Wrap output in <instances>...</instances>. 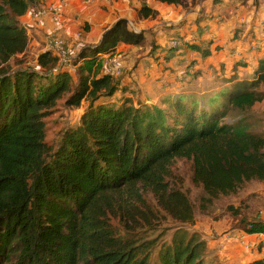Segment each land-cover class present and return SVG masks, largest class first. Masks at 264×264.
<instances>
[{
	"label": "trees",
	"instance_id": "16d2710c",
	"mask_svg": "<svg viewBox=\"0 0 264 264\" xmlns=\"http://www.w3.org/2000/svg\"><path fill=\"white\" fill-rule=\"evenodd\" d=\"M156 1L182 9L187 2ZM29 3L0 0V264H151L157 248L154 264H217L184 228L194 224V207L169 182L170 168L176 159L191 162L200 213L248 183L264 184V128L243 117L264 101V60L249 79L232 78L216 94L196 99L170 98L166 110L135 107L130 99L117 108L95 107L118 87L99 56L120 43L137 46L143 35L129 31L123 19L107 28L97 45L80 50L72 90L51 50L36 58L40 73L13 72L9 65L28 48L20 19ZM138 16L157 12L142 4ZM186 48L210 55L196 42ZM70 93L67 104L86 100L89 108L53 149L43 120ZM161 220L178 226L169 243L157 246L158 238L144 235ZM242 229L264 233V223L247 221Z\"/></svg>",
	"mask_w": 264,
	"mask_h": 264
},
{
	"label": "rangeland",
	"instance_id": "374dc122",
	"mask_svg": "<svg viewBox=\"0 0 264 264\" xmlns=\"http://www.w3.org/2000/svg\"><path fill=\"white\" fill-rule=\"evenodd\" d=\"M210 2V0L207 2L205 0H187L186 4H183L182 11L190 16L192 24L186 22L184 27L179 31L173 29L182 24L184 15L182 16L179 12L170 14V10L166 7L163 8L164 10H161L163 15L159 19L155 17L153 19L142 20L139 16L137 19V15H133L127 20L123 19L127 22V29L129 31L143 35V42L137 46L120 43L117 44L113 52L99 56L103 63V72L115 75L118 87L111 96L100 97L96 101L95 107L107 104L117 108L124 100L132 99L131 101L135 107L157 106L166 110L163 102L169 99V96L175 95L176 97L185 91L196 99L203 96L211 88L215 87V90H217L221 85L222 79V76H217L216 74L220 67H215L214 69L209 64L211 68L205 70V59L198 52L189 51L186 48V44L200 41L199 45L201 49L204 50V47L209 46L210 51H213V49H217V46H214L215 42L218 43V40H221L223 44L220 48L225 51V49L237 41H243L248 37L247 35H249L252 29V26L246 24V21L252 16V12L248 14L249 16H246L248 7L253 3L258 4L262 0H233L235 5L238 3L237 9L233 7V10L229 13L230 8L228 10L222 8L221 14H219L221 18H219L217 25L211 24L212 26H210V22L206 20V26H198L201 32H197L194 28L197 25L195 22L206 19L207 12L210 11ZM39 8L40 4L37 0H30L28 7L30 19H32L31 14ZM255 14L256 12L253 11L254 16ZM231 15L237 16V26L232 25L231 21L233 20L232 18L230 20ZM47 19L52 22L56 20L51 17H47ZM32 20L34 21L32 27L20 21L28 34V48L24 55L10 60L9 65L12 71H26L32 74L40 73L42 69L38 67L36 58L41 51L51 50L62 61L60 71L70 75L72 80L71 87L74 90L78 84L76 67L81 63L78 60V54L81 49L94 45H85L82 40L77 42L78 45L71 44L70 40L61 33L62 28L61 30H57L54 25L51 30H47L42 23V18ZM239 20L242 22H239ZM202 25H204V21ZM88 30V24L80 23L71 35L75 38L80 37L79 39H83ZM169 30L173 32L168 34L166 31ZM182 32L184 33L183 35ZM210 40L212 42L207 45V41ZM54 41L55 43H59V45H51ZM176 42H179V46L175 45ZM157 48H163L165 51L162 55L160 54L161 57L156 56L157 58H155L157 54L155 49ZM174 54L175 56L172 57ZM164 55L172 57V66L162 60V58L164 59ZM208 61L210 60H206V65H208ZM193 63L197 65L198 74L191 68ZM200 66L202 69H200ZM236 71V77L243 76L242 70L237 68ZM70 96L71 93L66 94L59 100L43 120L45 124V143L53 149L57 147L66 133L75 130L79 126L81 116L89 108V103L86 100L82 101L79 107L67 104V99ZM243 117L251 122L252 125H258L259 128L257 130L264 128V101L256 104ZM227 122L229 121L227 120ZM170 171L169 182L185 192L194 207V224L192 226L184 225V228L189 233H195L203 242L207 238L208 232L212 231L215 227V224L223 222L219 220L229 219L231 216L238 219L237 225L243 228L247 221L256 220L258 213L263 208L264 184L251 182L244 185L235 195L220 198L205 213H200L198 205L202 194L200 188L191 182V162L185 159H176L173 161ZM161 222L156 230L146 231L147 234L145 233L146 235H144V237L149 239L158 238L157 246H160L164 242L169 243L174 232V227L178 226L169 220H161ZM112 226L118 229L119 233H122L117 221H112ZM162 231H164L163 234H161ZM213 234L214 232L212 231L209 237H212ZM157 251L158 248L152 255L151 264L156 262ZM210 253L211 251H209V256L206 258L208 261H211L212 258ZM212 261L215 263L214 260Z\"/></svg>",
	"mask_w": 264,
	"mask_h": 264
},
{
	"label": "crops",
	"instance_id": "0c3cea01",
	"mask_svg": "<svg viewBox=\"0 0 264 264\" xmlns=\"http://www.w3.org/2000/svg\"><path fill=\"white\" fill-rule=\"evenodd\" d=\"M56 1L57 0H52L53 3H56ZM207 1L209 0H205V2ZM210 1V11L207 12L208 15L206 19H201L195 22L197 25L194 24V28L197 32H201L198 26H206V20L210 22V26L214 24L217 25V23H219V18H221L219 14H221L222 8H225L224 10H228L230 8L229 13H231L233 7L235 9L238 8V3L235 5L233 0ZM142 4H145L151 10L156 11V17L158 19L162 18L163 13L161 10H164L163 8L165 7L170 10V14H176L179 12L182 14V16L184 15L182 24L173 30L179 31L182 27H184L186 22H189V24L191 23L190 16L186 15L180 6L164 4L156 0H92L88 4H84L79 1H73L69 2L65 6L62 13L56 20H54V22L47 19V16L44 19L42 18V23L45 25V29L47 30H51L54 25L56 26L57 30H61L62 28L61 33H63L67 39L70 40L71 44L78 45L77 42L82 40L85 45H97L100 42L104 31L111 27L119 19L127 20L133 15H137L138 19V11ZM253 11L256 12L255 16L253 15ZM247 12L248 13L246 16H249L248 14L252 12L251 18L246 21L247 25L252 26L251 32L249 35H247L248 37H246L241 42L237 41L235 44L225 49V51L220 48V46L223 44L221 40H218V43L215 42L214 46H217V49H213V51H210L209 46L204 47L210 51V55L208 57H203L205 59L204 69L208 70L211 68V66L214 69L215 67H220L216 74L217 76H222L220 87L217 90H215V87L211 88L209 91L205 92V94H216L222 88L230 84L233 79L236 81L249 79L255 69H257L258 63L261 60H264V0L258 4L253 3L250 7H248ZM231 18L233 20L231 21L232 25L237 26V16L231 15L230 20ZM241 20H239V22H242ZM20 21H23V24L27 23L29 27H32L34 24V21L30 19L29 11H27V13L21 17ZM203 21L204 25H202ZM80 23H86L89 26V30L83 39H79L80 37L75 38L71 35L75 31L76 26H78ZM189 28H191V26H189ZM166 32L170 34L173 31L169 30ZM166 32L165 34H167ZM183 34L184 33L182 32V35ZM199 42L200 41H197V45H199ZM211 42L212 40L207 41V45H209ZM164 51L165 49L163 48L155 49V52L157 53L155 58H157L156 56L161 57ZM174 56L175 54L172 57ZM172 57L170 55H164V59L162 58V60L168 62V64L172 66ZM207 59L210 60L208 61V65L205 63ZM209 64H211V66H209ZM191 67L193 71L195 70L194 72H198L197 65L195 63H193ZM237 68L242 70L243 76L245 77L235 76L237 73ZM200 69H202L201 66ZM179 96L192 97L191 94H188L185 91L176 97ZM176 97L175 95L169 96V99ZM169 99L163 102V106H165V103ZM256 219L264 223V202L263 208L258 213ZM219 221L223 222H218L215 224V227L212 229L214 236L212 235V237H209V235L212 233V231H210L207 234V238L204 239L207 257L209 256V251H211V260H214L217 264H249L259 260L264 261V233H246L241 227L237 225L239 220L231 216L229 219H223Z\"/></svg>",
	"mask_w": 264,
	"mask_h": 264
},
{
	"label": "built area",
	"instance_id": "2783aa9c",
	"mask_svg": "<svg viewBox=\"0 0 264 264\" xmlns=\"http://www.w3.org/2000/svg\"><path fill=\"white\" fill-rule=\"evenodd\" d=\"M40 4V8L34 11L31 16L32 19H41L43 17H51L52 19H57L58 16L62 13L63 9L69 2L79 1L84 4L90 3L92 0H57L56 3H53L52 0H37ZM53 46H58L59 43L53 42ZM176 46H179V42L175 43ZM113 75L112 73H110Z\"/></svg>",
	"mask_w": 264,
	"mask_h": 264
}]
</instances>
